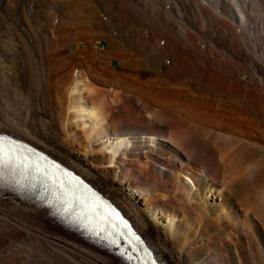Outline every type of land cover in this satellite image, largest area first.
<instances>
[{"label":"bare ground","instance_id":"obj_1","mask_svg":"<svg viewBox=\"0 0 264 264\" xmlns=\"http://www.w3.org/2000/svg\"><path fill=\"white\" fill-rule=\"evenodd\" d=\"M5 76L34 107H0V132L95 186L163 264H264V0H0ZM1 261L121 264L4 189Z\"/></svg>","mask_w":264,"mask_h":264},{"label":"rangeland","instance_id":"obj_2","mask_svg":"<svg viewBox=\"0 0 264 264\" xmlns=\"http://www.w3.org/2000/svg\"><path fill=\"white\" fill-rule=\"evenodd\" d=\"M56 22V21H55ZM164 41V40H163ZM21 64H20V63ZM15 67H14V66ZM12 67H13V73H14V75H20L23 71H24V73L27 71V69L28 68H25L26 67V65L24 64V62H22V61H20V59H19V61H18V59H16V61L14 60V62H12ZM19 67H21V68H19ZM19 68V69H18ZM20 72H19V71ZM22 71V72H21ZM19 72V73H18ZM24 73H22V74H24ZM4 78H6V76L4 77ZM2 80H4V81H2L1 83H3L2 85V88L3 89H1L0 88V107H3V105H4V107L3 108H8V106H9V108H13V106L12 105H14V108H16L19 104L21 105H19L17 108H25L26 110H29L30 111V108H33L34 107V101H33V98H32V96H30L29 94H31V93H29V90L28 89H25V91H22V89L24 90V88H22V89H20L21 87H17L16 86V83L12 80V82H11V80L10 79H8V77L6 78V79H3L2 78ZM10 80V81H9ZM4 82H5V84L6 83H8V84H6V85H4ZM13 85L14 86V88H11L12 86H10V85ZM7 85H9V87H7ZM6 86V87H5ZM17 88H19L18 90H17ZM3 90V93L1 92ZM4 90H6L7 92H9L8 94L10 95V96H8V94L4 91ZM15 90H17V91H15ZM11 91V92H10ZM13 91V92H12ZM20 93H19V92ZM15 92H17L16 94H15ZM1 93H2V95H1ZM6 93V94H5ZM10 93H12V94H10ZM15 95H17V96H15ZM23 95V96H22ZM5 96V97H4ZM14 96H15V98H14ZM7 97V98H6ZM8 97H10V99L8 98ZM19 97V98H18ZM21 97H22V99H21ZM6 98V99H5ZM12 98V99H11ZM18 98V99H17ZM2 99L4 100L5 99V101H3L2 102ZM17 99V100H16ZM32 99V100H31ZM14 100H16V101H14ZM29 100H31V101H29ZM12 101V103H10ZM5 102V103H4ZM14 102V103H13ZM30 102H32V103H30ZM17 103V104H16ZM22 103V104H21ZM26 103H27V105H26ZM6 104V105H5ZM26 106H25V105ZM29 104H30V106H29ZM28 107V108H27ZM28 111V112H29ZM256 154H257V156L262 160V161H264V151H262L261 149H257L256 150ZM46 245H47V247L46 248H48V250H55V248L49 243V242H46ZM57 250V249H56ZM58 252H60L61 254H63V256H65L69 261H71V262H74V263H78V260H80V259H82L81 258V256L79 255H77V254H73L72 256H70V255H68V254H65V253H63V252H61V251H59V250H57ZM57 252V253H58ZM76 256V257H75ZM72 258V259H71ZM20 259V258H19ZM22 259V258H21ZM73 260V261H72ZM76 261V262H75ZM6 264V262H0V264ZM23 264H29V262H25V263H23ZM30 264H32L31 262H30Z\"/></svg>","mask_w":264,"mask_h":264},{"label":"snow or ice","instance_id":"obj_3","mask_svg":"<svg viewBox=\"0 0 264 264\" xmlns=\"http://www.w3.org/2000/svg\"><path fill=\"white\" fill-rule=\"evenodd\" d=\"M5 163V150L2 138H0V166ZM102 231V230H101ZM99 235V233H97ZM111 243H118V240H113Z\"/></svg>","mask_w":264,"mask_h":264}]
</instances>
